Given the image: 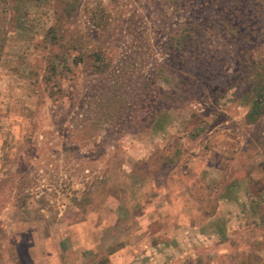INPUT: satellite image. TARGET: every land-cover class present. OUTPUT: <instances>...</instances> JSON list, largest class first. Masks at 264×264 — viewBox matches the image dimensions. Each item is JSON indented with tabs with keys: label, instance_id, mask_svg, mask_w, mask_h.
<instances>
[{
	"label": "rangeland",
	"instance_id": "obj_1",
	"mask_svg": "<svg viewBox=\"0 0 264 264\" xmlns=\"http://www.w3.org/2000/svg\"><path fill=\"white\" fill-rule=\"evenodd\" d=\"M207 1L0 0V264H264V0Z\"/></svg>",
	"mask_w": 264,
	"mask_h": 264
},
{
	"label": "crops",
	"instance_id": "obj_2",
	"mask_svg": "<svg viewBox=\"0 0 264 264\" xmlns=\"http://www.w3.org/2000/svg\"><path fill=\"white\" fill-rule=\"evenodd\" d=\"M80 223L83 224L84 221ZM73 225L75 226L77 224ZM52 239L45 243L47 250L36 258H32L33 261L30 264H95L94 254L92 257L89 256V252L92 249L90 247L87 248L81 237L79 240L83 244L80 243L78 245L79 247H76L75 238L66 233L56 240L53 239L52 241ZM83 252L86 255L83 256ZM85 256L87 257L85 258Z\"/></svg>",
	"mask_w": 264,
	"mask_h": 264
},
{
	"label": "trees",
	"instance_id": "obj_3",
	"mask_svg": "<svg viewBox=\"0 0 264 264\" xmlns=\"http://www.w3.org/2000/svg\"><path fill=\"white\" fill-rule=\"evenodd\" d=\"M206 2L207 0H203ZM208 2V1H207ZM206 2V4H207ZM213 6H217L220 11L222 17H218L215 22L218 24L222 22L221 28L223 29L222 33L226 34L227 31L235 32L238 30L239 24L236 16L239 15V12L242 11L243 4L246 2V0H210ZM251 4H254L255 7H251L249 10V13L251 15H257V8L260 4L259 0H253ZM245 26V25H241ZM232 34V35H233ZM252 96H253V102L250 106V112H248V117L250 119H255L257 116L263 112L264 109V87H260V89H252Z\"/></svg>",
	"mask_w": 264,
	"mask_h": 264
}]
</instances>
